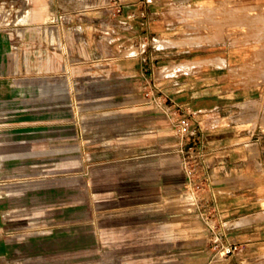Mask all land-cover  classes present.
Instances as JSON below:
<instances>
[{"label":"rangeland","instance_id":"374dc122","mask_svg":"<svg viewBox=\"0 0 264 264\" xmlns=\"http://www.w3.org/2000/svg\"><path fill=\"white\" fill-rule=\"evenodd\" d=\"M4 1L0 0L2 30L20 15L19 0H6L9 6ZM83 2L51 0V7L65 13L79 11ZM166 4V11L157 6L154 13L157 20L166 14L168 26L185 37L178 41L180 46L259 44V28L252 41L229 35L243 31L244 25L235 24L227 5L213 10L183 0H166ZM114 31L110 28L109 34ZM141 35L140 42L124 44L118 58L108 61V84L127 83L126 95L113 90L106 104H61L58 119L52 118L50 106H25L29 98L25 92H20L16 105L6 107L0 101V264H213L229 257L226 238L215 234L216 220L205 184H200L201 173L194 170L195 160L183 165L179 149L157 154L155 158L168 163L157 171L156 189L148 187L145 172H136L148 153L143 150L146 140L135 136L134 100L143 110L153 106L166 116L169 103L163 109L149 102L152 96L164 102L160 79L191 72V68L173 72L157 66L141 77L112 74L120 63L132 65L149 48ZM163 44L156 43L157 49L165 48ZM115 46L109 43V50ZM177 59L178 63L182 57ZM244 69L232 71L234 77L240 78ZM12 81L24 87L21 78ZM154 84L159 90H153ZM249 105H238L241 113L236 122L252 118L257 123L256 112L245 114ZM165 170L169 176L163 178ZM166 183L171 188L165 190Z\"/></svg>","mask_w":264,"mask_h":264},{"label":"crops","instance_id":"0c3cea01","mask_svg":"<svg viewBox=\"0 0 264 264\" xmlns=\"http://www.w3.org/2000/svg\"><path fill=\"white\" fill-rule=\"evenodd\" d=\"M183 2L198 9L211 6L215 10L227 5L225 9L235 24L244 25L243 31H230L229 35L252 41L259 28V44L157 49L159 40H185L168 26L166 14L162 20L156 19L157 6L168 9L166 0L158 4L151 0H84L79 11L66 13L61 9L54 11L51 0H19L20 15L5 25L9 28L0 29V101L6 107L16 105L20 92H25L29 97L25 106H50L52 118L58 119L61 104H106L108 92L113 90L126 95L127 83L108 84V61L118 58L124 44L140 42L141 33L149 48L142 50L132 65L120 63L112 74L141 77L157 66L208 63L191 66L189 74L160 79L161 91L203 123L202 146L197 147L203 156L199 180L207 189L211 214L216 220L215 234L225 237L229 247L227 259L211 263L264 264V0ZM3 4L9 6L11 2L5 0ZM110 28H115L114 33L109 34ZM109 43L116 44L111 51ZM177 57H182L178 63ZM241 68H245L243 75L235 78L232 71ZM13 77L21 78L24 87L13 83ZM134 102L138 109L135 136L146 140L143 150L148 153V159L139 162L136 172H145L148 187L156 189L157 171L168 162L155 156L175 152L178 142L164 114L157 113L153 106L143 110L139 100ZM248 103L250 108L245 114L252 116L256 112V124L252 118L243 123L235 120L241 113L238 105ZM167 175L165 170L163 178ZM163 187L166 190L171 185L166 183Z\"/></svg>","mask_w":264,"mask_h":264},{"label":"built area","instance_id":"2783aa9c","mask_svg":"<svg viewBox=\"0 0 264 264\" xmlns=\"http://www.w3.org/2000/svg\"><path fill=\"white\" fill-rule=\"evenodd\" d=\"M153 90H159L156 86ZM164 102H160L154 96L149 99V102L155 104L159 108H167L165 104L169 103V107L165 114L175 130L174 136L178 142L179 151L183 165L188 164V160H195L194 170H198L203 165L202 153L199 148L203 141V123L196 121L193 117L175 103L170 97L163 94ZM189 144H191L189 146ZM207 167L205 166V169ZM193 172L190 171L189 174ZM188 180L193 183V180L188 176Z\"/></svg>","mask_w":264,"mask_h":264},{"label":"bare ground","instance_id":"6f19581e","mask_svg":"<svg viewBox=\"0 0 264 264\" xmlns=\"http://www.w3.org/2000/svg\"><path fill=\"white\" fill-rule=\"evenodd\" d=\"M195 9V8H194ZM158 43V45L160 46L162 43H164L163 45L164 46H180L181 44L177 41H173V42H170V43H165V42H163V41H158L157 42ZM196 44H198L197 42H195V45ZM172 48V47H171ZM162 49V48H161ZM192 63H194V62H192ZM192 63H189V62H187V63H182V64H179V65H176V66H173V67H165V69L166 70H171V71H182V70H184V71H187L189 68H191V66L193 65Z\"/></svg>","mask_w":264,"mask_h":264}]
</instances>
